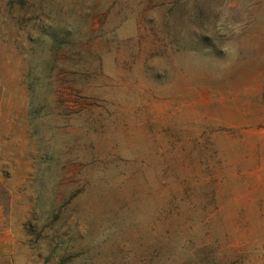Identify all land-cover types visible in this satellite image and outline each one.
Returning a JSON list of instances; mask_svg holds the SVG:
<instances>
[{
	"label": "rangeland",
	"instance_id": "1",
	"mask_svg": "<svg viewBox=\"0 0 264 264\" xmlns=\"http://www.w3.org/2000/svg\"><path fill=\"white\" fill-rule=\"evenodd\" d=\"M222 2L0 0L13 264H260L185 96L227 33Z\"/></svg>",
	"mask_w": 264,
	"mask_h": 264
},
{
	"label": "crops",
	"instance_id": "2",
	"mask_svg": "<svg viewBox=\"0 0 264 264\" xmlns=\"http://www.w3.org/2000/svg\"><path fill=\"white\" fill-rule=\"evenodd\" d=\"M220 4L227 33L216 59L187 71L185 96L218 157L219 196L240 215L243 252L264 264V0ZM8 237L0 228V264H13Z\"/></svg>",
	"mask_w": 264,
	"mask_h": 264
}]
</instances>
